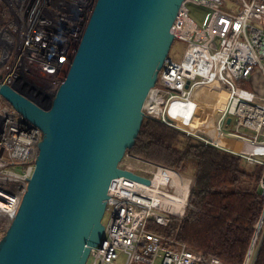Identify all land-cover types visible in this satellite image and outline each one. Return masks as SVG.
Masks as SVG:
<instances>
[{"label":"built area","instance_id":"2783aa9c","mask_svg":"<svg viewBox=\"0 0 264 264\" xmlns=\"http://www.w3.org/2000/svg\"><path fill=\"white\" fill-rule=\"evenodd\" d=\"M0 1L10 16L0 31L1 84L48 110L65 82L98 0ZM189 5L211 12L205 28L189 16ZM171 32L175 41L187 43V48L180 62L169 55L146 100L145 114L170 124L164 115L171 101L189 100L200 86L225 92L218 131L242 143L235 149L213 140L205 143L261 169L259 188L264 197V0H185ZM155 102H159V112L154 109ZM43 137L38 127L0 96V240L16 219L28 191ZM126 157L140 160L147 169L121 168L149 179L151 184L125 177L112 181L105 232L100 245L92 248L89 264H116L121 254L125 264H222L176 237L147 229L149 222L167 226L172 218L182 220L186 214L189 200L178 213L172 201L176 194L173 176L164 175H177L188 182L190 194L192 178L130 154ZM256 230L244 264L256 263L264 211Z\"/></svg>","mask_w":264,"mask_h":264},{"label":"water","instance_id":"95a60500","mask_svg":"<svg viewBox=\"0 0 264 264\" xmlns=\"http://www.w3.org/2000/svg\"><path fill=\"white\" fill-rule=\"evenodd\" d=\"M184 2L98 0L48 110L0 81V96L44 135L28 191L0 240V264H87L105 232L112 181L151 184L121 163L141 131Z\"/></svg>","mask_w":264,"mask_h":264},{"label":"trees","instance_id":"16d2710c","mask_svg":"<svg viewBox=\"0 0 264 264\" xmlns=\"http://www.w3.org/2000/svg\"><path fill=\"white\" fill-rule=\"evenodd\" d=\"M9 17L0 1V31ZM127 154L193 180L185 217L172 218L167 226H150L149 231L176 237L222 264H244L264 211L261 169L249 171L242 158L149 116ZM261 239L255 264H264V230Z\"/></svg>","mask_w":264,"mask_h":264},{"label":"bare ground","instance_id":"6f19581e","mask_svg":"<svg viewBox=\"0 0 264 264\" xmlns=\"http://www.w3.org/2000/svg\"><path fill=\"white\" fill-rule=\"evenodd\" d=\"M209 88L210 89H206L204 86L196 88L193 91L191 98L187 101H171L166 113L173 121H175L177 127L186 133L196 134L201 132L208 135L217 145L235 149L242 143V141L231 137H223L218 131V114L219 111H222L225 107L223 94L220 90L211 87ZM158 104L159 102L154 103V109L156 112L160 111ZM212 111L214 112L209 114ZM193 117H196L195 120ZM199 119H201L203 123H200ZM137 164L139 165L137 169H147V167L141 164V162ZM137 164L134 166L128 164L129 169H134ZM164 176H173L172 185L174 186V189L176 188V194L172 195V201L178 213H182L183 208L189 200L190 186L188 182L182 181L177 175H169L168 173Z\"/></svg>","mask_w":264,"mask_h":264},{"label":"rangeland","instance_id":"374dc122","mask_svg":"<svg viewBox=\"0 0 264 264\" xmlns=\"http://www.w3.org/2000/svg\"><path fill=\"white\" fill-rule=\"evenodd\" d=\"M188 9H189V16L197 23V25L199 27H201V28H205L207 26V24L209 23V20L211 18V12L209 10L205 9V8L198 7V6H195V5H189L188 6ZM174 43L175 44L173 45V47L171 49V52H170V57L173 60H175L177 62H180L182 60V58L184 56V53H185V50L187 48V43L180 42V41H175ZM244 87H246L247 89H250L249 86H244ZM204 88L210 89L209 86H207V87L204 86ZM222 94H223L224 99H226V93L223 92ZM224 104H225V100H224ZM163 110L165 111V107L163 108ZM213 112L214 111H212L209 114H212ZM146 116H148V115H146ZM164 117H165L166 121H168V117L169 116L167 115L166 111H165ZM196 117H198V116H196ZM196 117H193L194 120H195ZM199 122L200 123H203V121H201V119H199ZM234 122H235V120H234ZM169 123L177 127L175 121L174 122H169ZM231 128H233L232 130L235 129L234 126H232ZM251 134H253V133L251 132ZM189 135H192L194 137H197L199 140L201 139V141H212V139L208 135L203 134L201 132L200 133H196V134H189ZM140 162H141L140 160L130 159V158L126 157L122 161L121 165L122 166H128L129 167L128 164H132L134 166V165H136L137 163H140ZM141 164H143V163L141 162ZM138 167H139V165L137 164V166H135L134 169H137ZM246 167H247V170H249V171L251 169H253L252 167H250L248 165ZM103 223L104 224L107 223V217H104ZM155 225L162 227V225H159V224H156V223H153V222H149L147 224V229H148V227L150 228V226H155ZM256 251H257V249H256ZM124 263H125V257L123 255H120V259L118 260V264H124ZM88 264H89V262H88Z\"/></svg>","mask_w":264,"mask_h":264},{"label":"crops","instance_id":"0c3cea01","mask_svg":"<svg viewBox=\"0 0 264 264\" xmlns=\"http://www.w3.org/2000/svg\"><path fill=\"white\" fill-rule=\"evenodd\" d=\"M121 255H123V254H121ZM123 256L125 257V255H123ZM119 259H120V257H119ZM119 259H118V260H119ZM125 259H126V258H125ZM116 264H118V261H117V263H116ZM124 264H125V263H124Z\"/></svg>","mask_w":264,"mask_h":264}]
</instances>
